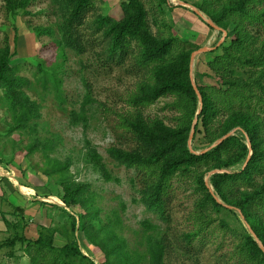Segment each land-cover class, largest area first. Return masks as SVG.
<instances>
[{
    "label": "trees",
    "instance_id": "1",
    "mask_svg": "<svg viewBox=\"0 0 264 264\" xmlns=\"http://www.w3.org/2000/svg\"><path fill=\"white\" fill-rule=\"evenodd\" d=\"M10 13L26 12L32 0H2ZM58 22V47L81 55L85 45L79 27L85 24L92 0H51ZM166 4V0H161ZM217 26L227 31L228 43L221 45L206 65L215 84L205 85L197 79L195 84L202 97L198 115V98L191 85L189 62L192 51L199 46L179 40L175 36L159 37L151 32L147 12L139 0H127L120 6L118 16L95 14L94 32L105 42L108 62L122 63L132 52L137 70L144 74L130 101L133 113L124 119L132 145L128 149L109 147L108 156L118 165L133 169L139 180V200L145 208L168 222L165 198L171 180L189 177L197 194L194 219L197 227L183 234V249L191 250L193 238L218 219L220 227L239 238L238 252L247 264H264V253L248 233L238 214L216 202L206 187L204 178L213 169H226L239 165L238 170L215 173L209 184L220 200L238 208L251 229L264 245V0H206L196 6ZM36 33L51 34L48 28H35ZM63 56V54H61ZM9 46H0L1 104L10 116L9 132L18 131L31 137L27 152L39 151L46 166L45 173L55 178L61 188L59 195L65 209L78 208L77 213L59 210L67 216L61 227L42 228L35 239L15 233L3 246L14 247L18 242L30 259V264H96L82 251L75 231H79L89 245L101 252L100 264H168V243L159 227L148 219L142 222L144 248H128L119 234L120 220L104 221L97 205V195L89 183L76 180L70 172V160H60L55 151V138H41L36 129L41 117L40 104L26 93L29 81L17 74L11 66ZM38 81L42 86L50 83L55 97L63 100L60 80L55 71L48 74L39 66ZM51 72V71H50ZM80 111H70L72 124L86 125V107L93 102L89 84ZM172 96L171 108L179 112L178 122L169 126L158 117L144 114L143 108L162 97ZM263 113V114H262ZM197 117L192 148L200 151L235 127L234 135L217 147L200 154L189 151L187 140L194 117ZM245 134L251 144L249 155ZM86 157L102 172L107 173L102 156L88 141ZM214 215H220L219 218ZM215 218H217L215 220ZM55 233L65 238L55 245Z\"/></svg>",
    "mask_w": 264,
    "mask_h": 264
},
{
    "label": "rangeland",
    "instance_id": "2",
    "mask_svg": "<svg viewBox=\"0 0 264 264\" xmlns=\"http://www.w3.org/2000/svg\"><path fill=\"white\" fill-rule=\"evenodd\" d=\"M92 1L94 9L78 29L85 45V52L78 55L58 47V15L51 0H32L26 12L15 13L8 12L0 0V46H9L10 65L16 67L17 74L28 79L30 84L25 88L26 93L40 104L38 135L55 138L56 147L51 155L60 160L69 159L72 176L89 183L97 195L104 221L113 219L115 211L120 220L119 234L126 240L128 248L143 250L142 222L148 219L167 239L168 264H247L238 252L237 235L219 226L217 218L220 215H214L217 220L193 238L191 250L185 252L182 248L185 243L182 235L197 227L194 219L197 194L189 177L178 176L171 180L165 198L169 220L164 222L140 202L136 172L118 165L108 156L106 150L111 146L128 149L132 145L124 119L134 111L130 98L144 74L137 70L133 50L120 64L108 62L101 32H94L92 25L95 14L108 13L116 18L121 4L127 0ZM139 1L146 9L147 22L154 35H172L199 47H215L197 56L193 63L194 81L197 79L213 86L215 80L206 75L211 74L206 63L221 53V45L228 43L227 35L221 40L222 31L208 25L189 6L180 4L184 2L196 7L206 0H166V4L161 0ZM36 27H49L52 32L38 34ZM39 66L48 74L55 71L60 80L61 102L55 97L50 83L42 86L38 81ZM84 81L89 84L93 98L85 110V126L69 121L70 111H80L86 92ZM1 96L0 91V264H30L19 242L10 248L3 246L5 241L15 233L35 239L44 227H61L67 216L54 206L65 209L59 199L61 188L54 177L45 173L42 154L27 152L31 137L18 131L9 132L10 116L1 104ZM172 100V96L162 97L144 107L143 112L174 126L179 112L170 107ZM262 136L264 139V131ZM87 141L102 156L109 179L88 161ZM238 168L239 165H235L228 170ZM65 210L78 212V208ZM75 235L82 251L100 264L101 252L89 245L79 231H75ZM54 240L55 245H61L65 238L55 233Z\"/></svg>",
    "mask_w": 264,
    "mask_h": 264
},
{
    "label": "water",
    "instance_id": "3",
    "mask_svg": "<svg viewBox=\"0 0 264 264\" xmlns=\"http://www.w3.org/2000/svg\"><path fill=\"white\" fill-rule=\"evenodd\" d=\"M181 5H186V6H189L193 11L194 13H196L201 19H203L208 25H210L211 27H213L214 29L216 30H219V31H222V38L221 40L224 39V37L226 36V31L224 29H222L221 27L217 26L210 18H206L202 12L195 6H192V5H188L184 2H180ZM220 40V41H221ZM220 41L217 43V45L220 43ZM215 47H209V46H202V47H199L198 49L194 50L191 52L190 54V62H189V76H190V81H191V85L196 93V96L198 98V109L196 111V115L199 114L201 108H202V97L197 89V86L195 84V81H194V76H193V63H194V60L197 56H199L200 54H203L207 51H210L212 49H214ZM196 121H197V117L195 116L194 119H193V122H192V125H191V129H190V133H189V136H188V140H187V146H188V149L190 152L192 153H195V154H200V153H204V152H207L215 147H217L219 144H221L225 139H227L228 137L232 136L235 134L236 131H243L242 128L240 127H235L233 128L232 130H230L229 132L225 133L224 135H222L220 138H218L217 140H215L211 145H209L208 147L200 150V151H195L193 150L192 148V137H193V134H194V129H195V124H196ZM245 138H246V143H247V146H248V149H249V155L246 159V161L244 162L243 164V167L246 165L252 151H251V144H250V141L248 139V136L245 134ZM229 171L226 170V169H213L211 171H209L207 173V175L205 176L204 178V182H205V185L206 187L209 189L210 193L212 194L213 198L216 200V202H218L219 204L223 205L224 207H226L227 209H230V210H234L235 212H237L241 222L243 223L244 227L246 228V230L248 231V233L253 237L254 241L257 243L258 247L260 248V250L264 253V245L262 244V242L258 239V237L255 235V233L253 232V230L251 229L250 225L247 223V221L245 220L242 212L238 209V208H235L234 206H231V205H227L225 203H223L220 198L214 193L213 189H212V186L209 184V177L215 173H228Z\"/></svg>",
    "mask_w": 264,
    "mask_h": 264
}]
</instances>
